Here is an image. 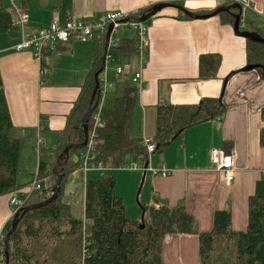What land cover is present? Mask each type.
I'll use <instances>...</instances> for the list:
<instances>
[{
    "label": "crops",
    "instance_id": "crops-1",
    "mask_svg": "<svg viewBox=\"0 0 264 264\" xmlns=\"http://www.w3.org/2000/svg\"><path fill=\"white\" fill-rule=\"evenodd\" d=\"M181 1L189 11L207 13L227 2L240 0H28L25 4L22 0H6L28 14L26 31L49 25L54 19L64 23L73 14L93 17L108 10L134 11L161 2ZM250 1L251 7L243 9V17L244 13H250L242 23L250 26L248 20H252L262 28L264 23L259 19L264 17V0ZM17 19L15 26L0 34V74L13 131L21 139V159L33 163L40 138L45 149L42 153L49 156L44 160L42 153H38V165L41 160L48 169H53L49 161L56 164L57 158L47 149L57 146L67 116L87 79L94 41L70 40L47 52L43 61L49 71L41 73L40 61L31 50L14 48L24 34L19 15ZM148 24L151 46L144 67L138 52L120 51L106 62L104 76L112 85L103 105L111 106L127 86L133 85L134 75L142 70L144 85L132 126L136 136L153 137L160 104H197L205 97L222 96L226 111L219 118L188 127L163 154H150L149 166L166 165L172 174L164 177L147 168L139 192L149 185L146 195L150 205L184 203L195 216L200 231L212 229L217 209H229L233 228L245 230L249 196L254 193L257 181L264 179V77L258 69H245L246 38L237 35L234 26L222 22L219 15L181 19L174 7L164 8ZM118 33L122 38L137 36L136 30L127 25L121 26ZM207 53L219 54L221 64L217 76L204 79L200 77V56ZM118 67H122L121 73ZM213 149H224L236 156L230 186L224 183L223 173L212 160ZM103 169L80 167L68 177L65 199L74 215L84 216L87 177L99 176ZM106 171L115 174L116 192L123 198L128 212L126 186L130 192L136 190L141 173L138 169L124 168ZM13 214L10 194L0 196V237ZM198 246L197 234L167 235L164 261L200 264Z\"/></svg>",
    "mask_w": 264,
    "mask_h": 264
},
{
    "label": "trees",
    "instance_id": "trees-1",
    "mask_svg": "<svg viewBox=\"0 0 264 264\" xmlns=\"http://www.w3.org/2000/svg\"><path fill=\"white\" fill-rule=\"evenodd\" d=\"M27 1L22 0V3ZM178 4L184 5L183 1ZM153 6L139 9L138 14L148 12ZM214 10L207 13L211 14ZM235 12L238 10L218 15L222 22L234 26ZM178 13L181 19L192 18L180 10ZM17 16L14 6L6 0H0V34L16 25ZM243 18L242 15V29L264 37V26H255L252 20H248L250 26L243 25ZM136 35L122 38L121 45L113 48H106L105 33H97L93 37L92 65L87 79L67 116L57 146L47 149L56 158L68 145L80 144L85 139L82 120L95 89V76L100 72L103 62H107L106 55L109 52L113 55L120 51L138 52L139 37ZM246 42L248 65H255L253 69H258L264 77V43L249 39ZM220 64L219 54H202L200 77L207 79L217 76ZM105 69L106 65L99 73L100 83ZM139 92L134 84L129 85L122 95L113 100L111 106L103 110V123L98 130L100 142L94 161L101 163L104 171L99 176L86 179L84 216L74 215L65 199L68 177L83 164L81 160H74L73 155L83 148L70 149L68 160L63 166H58L57 173L48 169L46 162L39 161L37 176L40 181L46 179V183L41 189L30 192L17 211H23L25 207L50 197L48 194H52L58 174L62 176L59 195L57 199L22 214L9 239L7 262L5 236L11 229L13 214L0 238V253L4 255L5 264H166L164 242L170 234H197L200 264H264V179L257 181L254 193L249 196L248 225L245 230L233 228L229 209H217L212 229L200 231L195 216L184 203L174 206L142 204L145 211L143 222L127 215L124 200L116 192V176L106 170L124 168L131 158L141 161L144 171L146 164H149L150 153L144 144L145 137L132 133ZM96 99L99 101L94 112L101 101L99 92ZM225 111L222 96L205 97L197 104L158 105L156 130L150 138L156 144L154 153L163 154L188 127L219 118ZM13 130L14 124L0 74V196L10 194V199L14 192L32 183L18 181L21 139L15 136ZM43 151L45 149L40 146L39 153Z\"/></svg>",
    "mask_w": 264,
    "mask_h": 264
},
{
    "label": "built area",
    "instance_id": "built-area-1",
    "mask_svg": "<svg viewBox=\"0 0 264 264\" xmlns=\"http://www.w3.org/2000/svg\"><path fill=\"white\" fill-rule=\"evenodd\" d=\"M243 9L251 7L250 0L239 1ZM14 8L18 11L20 24L24 29L23 38L19 43L15 45L17 51L31 50L34 56L40 61L41 73H47L49 67L44 63L43 59L45 53L49 50H54L60 43H64L70 40L87 42L93 39L97 33L107 34L111 25H113L112 32L110 34L108 47H119L122 43V36L119 35L118 30L123 25H127L136 30L139 37L138 53L141 58V65L144 67L147 61V55L151 46V38L149 34V24L147 21H138L136 16H139L138 10L124 11V10H108L99 16L83 17L78 14H73L64 23H61L58 19L52 20L49 25L39 27L33 31H26L25 26L28 22V14L23 10H18L17 6L13 4ZM125 19H127L125 21ZM107 47V48H108ZM107 61L113 60L114 55L109 52L106 55ZM123 71L122 67H118V72ZM134 86L140 91L144 85L143 71L140 70L133 77ZM112 85L106 76L101 78L100 83V97L101 101L97 111L92 112L91 127L89 125V135L86 146L82 150V167L85 170L104 168L101 163L97 164L94 161L96 157L97 145L100 142L99 127L103 123L102 109L104 99L108 94V89ZM42 140H38V148L41 146ZM144 144L146 145L150 154L156 150V144L150 141L149 137L144 138ZM212 160L217 164L219 171L223 173V181L227 186H230L234 180V169L236 166V156L232 152H228L224 149H213ZM39 168V165H38ZM124 168L138 169V163H129ZM156 175H162L167 177L172 174V170L166 165L153 168L148 167ZM146 168V169H147ZM145 169V168H144ZM42 181L38 179L36 175L35 180L26 188L16 191L12 194L10 204L13 207L14 213L18 208L23 206L27 196L36 189H41L43 185ZM51 194H48V196ZM1 238V237H0ZM0 264H5L4 255L0 253Z\"/></svg>",
    "mask_w": 264,
    "mask_h": 264
},
{
    "label": "water",
    "instance_id": "water-1",
    "mask_svg": "<svg viewBox=\"0 0 264 264\" xmlns=\"http://www.w3.org/2000/svg\"><path fill=\"white\" fill-rule=\"evenodd\" d=\"M167 7H174L180 11H182L183 13L189 15L192 18H207L210 16H214V15H218L221 12H232L233 9H237L238 12L233 13L234 17H235V22H234V29H235V33L239 36H242L246 39H249L251 41H255V42H260V43H264V37H262L259 33L254 32V31H250V30H246V29H242L241 28V18L243 15V7L241 5L240 2H234L232 4H223L218 6L211 14L210 13H195L192 11H189L184 5L178 4V3H172V2H161V3H157L155 4L151 10H149L148 12L143 13L142 15L136 16V20L138 21H147L149 20L151 17L157 15L161 10H163L164 8ZM127 19H125L126 21ZM113 29V25L110 26L107 34H106V48L108 47V42H109V38H110V34L112 32ZM106 65V62H103L102 68L100 70V72L104 69ZM255 68V65H247L245 67V69L250 70ZM99 72V73H100ZM99 73L96 74L95 76V89L93 91V94L91 96V99L89 101L88 104V109L83 117L82 120V124H83V128H84V136L85 139L82 143L80 144H72V145H68L63 152L58 156L57 158V162L53 168L54 172L57 173V169L58 166H63L65 164V162L68 160L69 158V152L70 149H82L86 146L87 141H88V135H89V120L90 117L92 115V112L95 108V106L97 105L98 101L96 99L97 93L99 92V87H100V76ZM229 152V151H228ZM146 167H148V163L146 164ZM61 180H62V176L60 174L57 175V180L53 186V192L50 195V197H48L45 201L40 202V203H36V204H32L29 205L27 207H25V209L23 211L18 210L15 212L14 217H13V221H12V225H11V229L8 231V233L5 236V254L7 257V262L9 261V253H8V245H9V239L11 234L16 230L17 225L22 217V214L25 211L34 209V208H38L41 207L55 199H57L58 195H59V191H60V184H61ZM144 217V216H143ZM142 222H143V218H142ZM8 264V263H7Z\"/></svg>",
    "mask_w": 264,
    "mask_h": 264
},
{
    "label": "rangeland",
    "instance_id": "rangeland-1",
    "mask_svg": "<svg viewBox=\"0 0 264 264\" xmlns=\"http://www.w3.org/2000/svg\"><path fill=\"white\" fill-rule=\"evenodd\" d=\"M248 13H250V12L244 13V17H246V15ZM259 18H261V17H259ZM259 21L264 23V17L259 19ZM106 99H108V98H106ZM104 101H105V99H104ZM104 105H103V109H102V114H103V110L106 108ZM35 151H36V153H35V158H34L33 163H30L29 159H27V161H25L24 158L21 159V162H20V165H19V172L20 173L18 175V181L19 182H29V181L33 182L35 180V177L38 174V158H39V155H38L39 151L37 152V149H35ZM41 156L45 160V159L48 158L49 155H47L45 153L44 154L42 153ZM50 156L54 159V155L53 154H51ZM81 156H82V151L75 152L74 155H73V159L77 160V158H78V160H80ZM131 159H134V158H131ZM49 162L54 168V166H55L54 161L51 160ZM129 162L130 163H138V171H139L138 173H141V176L136 181V184H137L136 190H134L133 192L132 191L130 192V189H128V187L126 186V190H127V194H128V198H126L127 199L126 207H127V211L129 212V213L128 212H126V213H127L128 216H130L132 218H135L137 220H142L143 215H144V213H143L144 212V208L141 205V203L146 204L147 206H150L149 201H147L148 197L146 195L148 193L147 191H148L149 185L146 184V187H145L144 191H142L141 193L139 192L140 187H141V182H142V179H143L144 168L142 167V164L140 163L141 161L139 162V161L136 160V162L135 161L132 162V160H130ZM157 165H158V162L155 163L156 167H157ZM124 169L131 170V169H128V168H124ZM99 174H100V172H99ZM41 181H42L41 184L44 186L45 183H46V179L41 180ZM147 181H149V179ZM128 201H130V203L133 206L130 205Z\"/></svg>",
    "mask_w": 264,
    "mask_h": 264
},
{
    "label": "bare ground",
    "instance_id": "bare-ground-1",
    "mask_svg": "<svg viewBox=\"0 0 264 264\" xmlns=\"http://www.w3.org/2000/svg\"><path fill=\"white\" fill-rule=\"evenodd\" d=\"M45 63V62H44Z\"/></svg>",
    "mask_w": 264,
    "mask_h": 264
}]
</instances>
